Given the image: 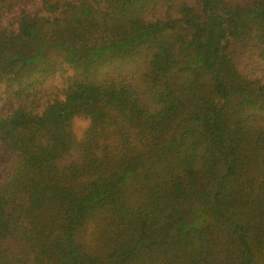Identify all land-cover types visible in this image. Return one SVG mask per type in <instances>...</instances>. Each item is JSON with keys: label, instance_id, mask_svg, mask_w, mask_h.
Returning a JSON list of instances; mask_svg holds the SVG:
<instances>
[{"label": "trees", "instance_id": "16d2710c", "mask_svg": "<svg viewBox=\"0 0 264 264\" xmlns=\"http://www.w3.org/2000/svg\"><path fill=\"white\" fill-rule=\"evenodd\" d=\"M0 145V264H264V0H0Z\"/></svg>", "mask_w": 264, "mask_h": 264}, {"label": "rangeland", "instance_id": "374dc122", "mask_svg": "<svg viewBox=\"0 0 264 264\" xmlns=\"http://www.w3.org/2000/svg\"><path fill=\"white\" fill-rule=\"evenodd\" d=\"M73 125L78 137H82L84 135V131L89 125V120L86 117H76ZM6 162H8V154H6L5 149L0 145V175L2 174L3 166Z\"/></svg>", "mask_w": 264, "mask_h": 264}]
</instances>
